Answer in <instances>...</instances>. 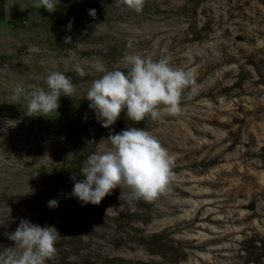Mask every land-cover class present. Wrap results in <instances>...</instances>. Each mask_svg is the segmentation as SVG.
Listing matches in <instances>:
<instances>
[{"label": "rangeland", "instance_id": "rangeland-1", "mask_svg": "<svg viewBox=\"0 0 264 264\" xmlns=\"http://www.w3.org/2000/svg\"><path fill=\"white\" fill-rule=\"evenodd\" d=\"M35 2L0 0V251L26 219L60 234L45 264H264V0H145L140 13L121 0H56L51 13ZM132 54L167 57L193 83L181 114L137 123L125 109L105 128L85 97L103 75L94 65L127 73ZM51 71L71 78L74 97L27 115L15 86L46 88ZM128 127L174 158L166 189L150 202L119 186L98 205L80 201L87 157Z\"/></svg>", "mask_w": 264, "mask_h": 264}, {"label": "clouds", "instance_id": "clouds-1", "mask_svg": "<svg viewBox=\"0 0 264 264\" xmlns=\"http://www.w3.org/2000/svg\"><path fill=\"white\" fill-rule=\"evenodd\" d=\"M122 3L140 13L145 0H121ZM56 0H36L31 6L54 12ZM95 16V9L89 10ZM68 27H71L69 23ZM64 43H71L66 37ZM29 51L36 49L28 48ZM124 67L127 73L116 68L107 70L97 61L95 70L103 73L92 81L86 98L89 107L95 110L98 121L108 128L127 110L129 120L139 123L145 117L153 121L161 112L176 116L181 114V96L185 88L193 83L190 73L170 65L167 57L154 60L139 54L126 55ZM74 71L80 76L86 73L77 64ZM27 85L18 84L13 90V99L21 96L27 102V115H45L56 112L61 95L74 97L75 86L70 77L59 71H51L44 77ZM163 106L161 109L160 106ZM111 149L94 152L87 157L85 166L80 169L83 180L76 181L72 194L85 204L98 205L103 198L118 186L130 189L127 201L154 200L162 193L172 178L173 157L162 146L157 137L142 128L128 127L107 137ZM49 207H57V200H50ZM15 247L0 251V264H45L56 254L55 244L60 234L52 226L41 227L26 219H21L14 232L8 234Z\"/></svg>", "mask_w": 264, "mask_h": 264}, {"label": "bare ground", "instance_id": "bare-ground-1", "mask_svg": "<svg viewBox=\"0 0 264 264\" xmlns=\"http://www.w3.org/2000/svg\"><path fill=\"white\" fill-rule=\"evenodd\" d=\"M197 237L200 239V243L198 244V246H203L206 242H209L208 240H204V237H205V235L204 234H198L197 235ZM217 238H219V237H217ZM216 240V238H212V239H210V242L209 243H207L209 246H210V248H212V249H219L220 247H219V245H218V243H211V242H216L215 241ZM219 240V239H218ZM186 242V241H185ZM187 243V242H186ZM224 244L225 243H222L221 244V248H223L224 247ZM227 245L225 244V247H226ZM208 253L207 254H203V257L204 258H209L208 256Z\"/></svg>", "mask_w": 264, "mask_h": 264}]
</instances>
